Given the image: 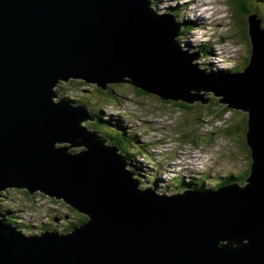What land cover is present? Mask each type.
<instances>
[{
  "label": "water",
  "instance_id": "1",
  "mask_svg": "<svg viewBox=\"0 0 264 264\" xmlns=\"http://www.w3.org/2000/svg\"><path fill=\"white\" fill-rule=\"evenodd\" d=\"M180 31L149 0H0V197L42 193L88 217L67 234L26 235L0 211V264H264L262 21L249 17L250 62L226 76L199 70ZM71 79L189 105L209 102L190 90L223 96L247 113L246 184L141 189L119 148L81 124L91 113L57 100Z\"/></svg>",
  "mask_w": 264,
  "mask_h": 264
},
{
  "label": "rangeland",
  "instance_id": "2",
  "mask_svg": "<svg viewBox=\"0 0 264 264\" xmlns=\"http://www.w3.org/2000/svg\"><path fill=\"white\" fill-rule=\"evenodd\" d=\"M188 1L190 0H149L151 9L157 14L173 15L176 22L182 23L177 37L179 45L188 54L201 55V58L197 59L199 70L213 76H226L231 70L244 71L247 67L244 62L247 61L248 53L251 55L252 43L250 37H248L250 41L248 46L238 36L242 34V29L233 26L228 0L197 1L196 5L203 6L204 3H207V6L211 5L204 14L208 23L203 25L198 21L205 29H197L195 24L194 29L185 34L189 20L203 16L201 10L198 14L192 12L191 8L194 5L187 6ZM251 4L257 9L258 18L261 19L264 27V0H251ZM211 14L214 16L211 17ZM248 17L246 14H240L241 22H248L246 30L249 36ZM207 41L211 43L210 49L214 50L215 56L211 55V50L204 46ZM205 49L209 52L207 55L204 53ZM237 63L241 65L238 70L234 68ZM56 91L59 98L57 100L63 99L75 106H84L88 113L101 109L103 121L109 118L112 125L118 123L123 126L126 135L134 139L125 147L129 149L127 153H124L123 147L112 144L100 129L97 131L92 128L97 122V116L94 118L89 114L94 120L86 119L81 123L88 130L96 132L102 140H106V145L118 147L119 152L131 160H128V168L138 179L141 189L152 188L163 194L173 195L177 193L176 184L181 179L194 187L196 183L193 177L197 178L201 175L207 178L199 180L203 183L197 188L200 191L202 188L214 187L213 183L216 181H223L231 176L238 178L235 184L241 186L246 184V181L242 182L239 178L247 171L250 174L252 159L245 149L248 147L247 142L244 147L237 138L239 134L234 133V141L227 137L228 134H225L223 129L228 123L241 121L242 114L247 116V113L241 109L228 108L235 113L227 112L222 118H217L223 107H228L220 103L223 96H216L211 91L190 90L192 94L204 93L203 99L207 98L209 101L208 104H202L198 100L192 104L199 107L197 110L209 109L206 106L214 108V111L208 110L204 114L200 111L190 113L171 103H164L155 95H143L130 83L109 84L107 89L103 90L82 80L71 79L70 82L59 83ZM75 99L78 102H74ZM76 149L80 150V148ZM8 190L6 193L17 198L16 202H12L11 207L21 209L22 221H29V232H25L28 235H36L47 230L67 233L68 226L80 219L78 212L63 200L51 199L46 195L42 196V193H35L32 194L35 197L31 200V204L24 190L12 188ZM180 193L183 194L182 191ZM7 204L8 198L5 194L0 197V210Z\"/></svg>",
  "mask_w": 264,
  "mask_h": 264
},
{
  "label": "trees",
  "instance_id": "3",
  "mask_svg": "<svg viewBox=\"0 0 264 264\" xmlns=\"http://www.w3.org/2000/svg\"><path fill=\"white\" fill-rule=\"evenodd\" d=\"M261 4V3H260ZM228 6L230 7V10H231V13H232V22H233V26L237 27L238 29H242V34L241 35H238L241 37V40L248 46H250V41H249V36H248V32L246 30V26H247V23L248 22H241L240 20V14H246V17H248L249 15L251 14H258V11L257 9H255L253 7V5L251 4V0H228ZM249 20V17L247 18ZM195 27L194 24H192L190 22V24H188V26L186 27V31H185V34L189 31H191V29H193ZM264 29V27H263ZM251 40V39H250ZM242 42V43H243ZM210 42H206L204 44V46H206L208 49L211 48L210 46ZM211 50V49H210ZM204 53L207 55L209 52L207 49L204 50ZM248 58L246 59L247 61L244 62L245 65H248L249 62H250V54L248 53ZM240 64L237 63V65L234 66V68H236V70H238L240 68ZM234 72V70H231L230 73ZM72 82V81H71ZM136 88V87H135ZM141 94L143 95H149L147 94L146 92L140 90V89H137ZM71 92H73L72 90H70ZM68 94V93H67ZM66 94V95H67ZM65 98V97H63ZM211 99H214V97H210ZM66 99V98H65ZM74 102H78V100H73ZM164 103H171L173 105H176L178 106L179 108L181 109H186L188 110L190 113L194 112V111H200V110H197L199 107L196 105V106H192V105H189V104H186V103H181V102H165L163 101ZM215 104H218V103H215ZM208 107L209 109H204L200 112L204 113L205 111H214V108H211L209 106H206ZM227 112H231V113H235V111H231L228 109V107H223V109L221 110L220 114L217 115V118H222ZM92 114H94V116H97V119L92 128H95L97 131H99L98 129L101 130V132L103 133L104 136L108 137L110 139V142L112 144H116V145H119L120 147H123V150H124V153H127L129 151V149H125V147H127L130 142H132L134 139L130 138L129 135H126V132H124L125 130H123V126L121 127L120 125H118V123H115L114 125H112V121H110L111 119H105L103 121L102 119V115H103V110L101 109H97V110H93L91 111ZM233 113V114H234ZM206 114V113H204ZM242 120L239 121V122H231V123H228L225 127V129H223L225 131V134H228L227 137H230L232 140L235 141V136H234V133H237L239 134V136L237 135V138L240 139V144L243 143L244 147L246 146L245 144V140H244V137H246V131H247V116L246 115H243L242 114ZM235 122V123H234ZM122 128V130L120 129ZM106 131L104 133V131ZM245 149H247V152H249L250 154V151H249V148L248 147H245ZM141 153V152H140ZM249 154H247V157L249 159ZM129 156V155H128ZM126 159H128L129 161H131L129 158H127L126 156ZM252 163V162H251ZM250 163V164H251ZM249 175V172L247 171L246 173L240 175V178L242 182H245L247 177ZM207 178L205 175H202V177H200V179H204ZM200 179H193L194 182H201V181H198ZM238 178H235L234 180H237ZM222 183L216 181L215 182V186L212 188H217V187H220L221 185H227L229 184L230 182V178H227L223 181H221ZM155 183V179L153 180V184ZM198 183H196V185H194V187L197 189L198 187H201L203 185V183H199V185H197ZM186 187H191V185H185ZM184 186V180L181 179L180 183L176 184V190L177 192L179 191H182V189L185 187ZM201 190H208V189H205V188H202ZM25 192L26 195H28L29 197V202L31 200H33V198L35 197L34 195H30L27 191H23ZM7 198H8V204L5 205L6 207H4V209L1 210L2 214H3V217L5 219V221L8 223V224H11L13 227L17 228V229H21L22 232H29V228L30 226L26 223V222H22L21 221V215L19 214V209H13L11 207V204L12 202H16L17 198L15 196H11L9 194L6 195ZM44 196V195H42ZM32 204V201L30 202ZM72 208V207H71ZM75 210V209H74ZM76 211V210H75ZM78 212V215L80 217V219L78 221H75V222H72L71 225L68 226L67 230L66 231H71L72 229H74L75 227H78L80 225H82L83 223H85L87 220H88V217H86L85 215L83 216L79 211ZM37 233V232H36ZM35 233V234H36Z\"/></svg>",
  "mask_w": 264,
  "mask_h": 264
},
{
  "label": "bare ground",
  "instance_id": "4",
  "mask_svg": "<svg viewBox=\"0 0 264 264\" xmlns=\"http://www.w3.org/2000/svg\"><path fill=\"white\" fill-rule=\"evenodd\" d=\"M197 1H199V0H190V1H188L186 4H187V6H188V4H191V5H194V7L193 8H191V11L192 12H197V14H198V12H200V10H201V16L202 17H200V16H197V17H195L193 20H189L192 24H196V27L198 28V29H205L204 27H202L201 25L203 24V25H205V24H207L208 22H206L207 21V17L204 15L205 13H207V10H208V7L209 6H211V5H209V6H207V3H204L203 4V6L201 5V4H197L196 5V3H197ZM206 1V0H205ZM163 2H165V1H163ZM196 5V6H195ZM182 7V6H181ZM173 16V15H172ZM214 16V14H211V17H213ZM201 20V21H200ZM198 21L199 22H201L202 24H199L198 23ZM218 22V21H217ZM190 24V23H189ZM219 26V25H218ZM209 28V27H208ZM206 31V30H205ZM188 33H190V32H187L186 34H188ZM219 41H221V40H219ZM225 52H227V51H225ZM211 55H214L215 56V53H214V50L213 49H211ZM83 81V80H82ZM182 194V193H181ZM44 195V194H43ZM51 198V197H50Z\"/></svg>",
  "mask_w": 264,
  "mask_h": 264
},
{
  "label": "flooded vegetation",
  "instance_id": "5",
  "mask_svg": "<svg viewBox=\"0 0 264 264\" xmlns=\"http://www.w3.org/2000/svg\"><path fill=\"white\" fill-rule=\"evenodd\" d=\"M244 174V173H243Z\"/></svg>",
  "mask_w": 264,
  "mask_h": 264
}]
</instances>
